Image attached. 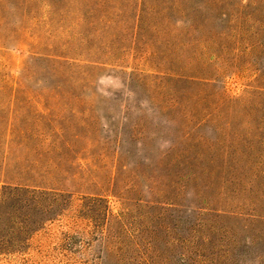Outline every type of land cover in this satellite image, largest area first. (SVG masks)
Listing matches in <instances>:
<instances>
[{"label": "rangeland", "instance_id": "obj_1", "mask_svg": "<svg viewBox=\"0 0 264 264\" xmlns=\"http://www.w3.org/2000/svg\"><path fill=\"white\" fill-rule=\"evenodd\" d=\"M139 1L75 2L78 12L102 9L112 19L100 40L92 37L109 52L91 75L40 54L67 53L74 25L47 28L35 14L23 19L0 4V177L48 171L50 183L74 192L55 207L64 215L29 219L22 240L0 249V264H264V116L257 98L246 108L223 101L259 94L264 79L246 67L263 61L236 55L231 35L215 39L222 44L208 67L221 72L218 80L189 87L203 99L189 104L197 118L168 125L161 112L171 94L156 89L162 64L150 55L154 43L165 46L151 25L136 33ZM207 1L204 18L193 16L200 31L190 40L227 30L233 23L222 13L234 15L245 2ZM111 184L106 204L90 198L94 187ZM15 225L2 216L0 236Z\"/></svg>", "mask_w": 264, "mask_h": 264}, {"label": "trees", "instance_id": "obj_2", "mask_svg": "<svg viewBox=\"0 0 264 264\" xmlns=\"http://www.w3.org/2000/svg\"><path fill=\"white\" fill-rule=\"evenodd\" d=\"M76 1L0 0V4H8L15 7L17 11L20 10L23 19L35 14L32 17L33 21H40L47 28L51 24L60 26L62 29H69L68 23L74 25V30H70L68 37L70 41L65 43V46L67 44L70 46L67 53H58L53 47L49 51L40 52V54L45 61L52 62L54 67L59 66L61 69L72 71V73L86 71V74L91 75L89 73H94L98 66L108 63L103 61L100 56L109 52L107 45L102 47V43L91 42L92 37L100 40L105 33L104 28L107 25V29L111 27L112 19L106 17L108 12L102 9L78 12L76 11ZM189 1L140 0L136 13V33L141 35L143 28L151 25L154 32L157 31L160 34L156 41L165 46L164 49H161L158 47L159 44L154 43L150 55L158 57L162 64L161 69H157L160 75V84L156 89L159 90V93L169 92L168 94H171L168 106L165 107L166 109L164 108V112H161L164 113L162 115L168 125L175 123V118L186 122L197 118L189 104H200L203 99L199 92H190L189 87L215 85L218 80L221 72L218 71L217 75L208 67L210 66L208 61L212 60L215 54L217 55L216 52L222 44L219 40H215L218 37L233 36L235 39L233 49L238 51L236 55L253 56L257 60L263 61L261 68L257 67V63H251V61L246 68L256 66L254 74L264 79V0H244L245 2L242 1L237 5V13L234 15L223 12V18L232 22L233 25L227 27V30L213 32L210 36L206 35L200 38L194 36V33L200 31V27L195 23L193 16L197 17L198 15L200 18H204L202 9L208 5V1L197 0L193 10L188 7ZM216 5L218 7V3L213 1L210 7L213 8ZM80 20L86 21L85 29H81ZM190 31L194 32L191 34L193 36L191 40L188 39ZM226 48L230 49V45H226ZM132 79L133 82L143 85L138 76H134ZM173 83L176 84L175 87L169 89ZM179 83L181 85L177 87ZM58 86H63V84ZM217 95L220 97V94ZM253 98L258 99L260 111L264 116V86L259 94H248L244 98L229 97L228 100L226 98L223 100V96H221L223 101L235 103L244 108L250 104ZM173 111L177 114L175 117L174 115L170 116ZM210 116V113H207L206 118ZM188 136H191L190 132H182V137ZM183 158V156L177 157L174 164L179 166L180 163H183ZM1 172L3 175L6 171L3 173V169H1ZM50 178H53L52 172L40 170L30 173L26 169L18 171V181H6L0 177V218L6 216L16 224V227L11 226L10 232L0 236V249L8 248L9 240L12 243L22 240V233L29 230L27 224L29 219L33 222L39 220L46 223L55 219L56 216L64 215L63 209L58 212L55 207L60 205L61 198L68 195L73 197L74 192L70 191L68 187H56L50 183ZM112 181H115V177H112ZM107 192H113L112 184L111 187L105 189L94 187L89 193H91L90 198L105 201L106 204ZM143 258L144 263L149 259L145 256ZM136 264L142 263L137 262Z\"/></svg>", "mask_w": 264, "mask_h": 264}]
</instances>
